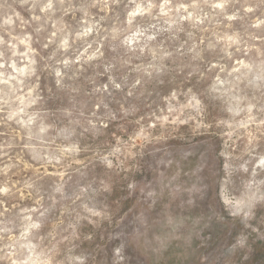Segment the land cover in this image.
<instances>
[{"label": "clouds", "instance_id": "9594fccd", "mask_svg": "<svg viewBox=\"0 0 264 264\" xmlns=\"http://www.w3.org/2000/svg\"><path fill=\"white\" fill-rule=\"evenodd\" d=\"M257 244L264 0H0V264Z\"/></svg>", "mask_w": 264, "mask_h": 264}, {"label": "rangeland", "instance_id": "374dc122", "mask_svg": "<svg viewBox=\"0 0 264 264\" xmlns=\"http://www.w3.org/2000/svg\"><path fill=\"white\" fill-rule=\"evenodd\" d=\"M251 264H264V244L255 246Z\"/></svg>", "mask_w": 264, "mask_h": 264}]
</instances>
